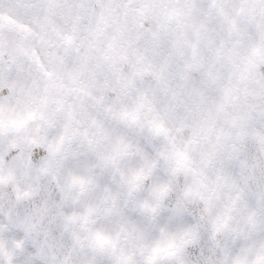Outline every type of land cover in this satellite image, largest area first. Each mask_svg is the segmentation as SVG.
Returning <instances> with one entry per match:
<instances>
[{
    "label": "snow or ice",
    "instance_id": "6c2138e0",
    "mask_svg": "<svg viewBox=\"0 0 264 264\" xmlns=\"http://www.w3.org/2000/svg\"><path fill=\"white\" fill-rule=\"evenodd\" d=\"M0 264H264V0H0Z\"/></svg>",
    "mask_w": 264,
    "mask_h": 264
}]
</instances>
